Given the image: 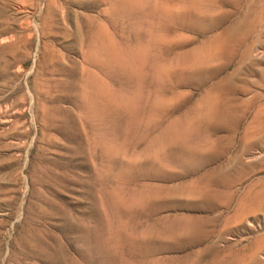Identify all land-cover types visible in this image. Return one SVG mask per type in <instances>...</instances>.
Wrapping results in <instances>:
<instances>
[{
    "label": "rangeland",
    "instance_id": "rangeland-1",
    "mask_svg": "<svg viewBox=\"0 0 264 264\" xmlns=\"http://www.w3.org/2000/svg\"><path fill=\"white\" fill-rule=\"evenodd\" d=\"M0 264H264V0H0Z\"/></svg>",
    "mask_w": 264,
    "mask_h": 264
},
{
    "label": "bare ground",
    "instance_id": "bare-ground-1",
    "mask_svg": "<svg viewBox=\"0 0 264 264\" xmlns=\"http://www.w3.org/2000/svg\"><path fill=\"white\" fill-rule=\"evenodd\" d=\"M191 125V124H190Z\"/></svg>",
    "mask_w": 264,
    "mask_h": 264
}]
</instances>
